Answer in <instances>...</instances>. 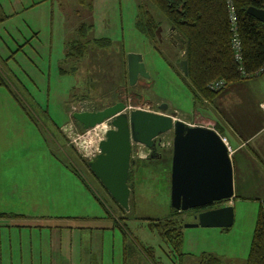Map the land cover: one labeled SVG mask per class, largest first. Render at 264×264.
Segmentation results:
<instances>
[{
    "label": "rangeland",
    "instance_id": "1",
    "mask_svg": "<svg viewBox=\"0 0 264 264\" xmlns=\"http://www.w3.org/2000/svg\"><path fill=\"white\" fill-rule=\"evenodd\" d=\"M0 5V227L44 228V244L51 241V229L60 230L64 243L80 245L76 264H206L212 257L245 264L264 204L262 167L237 164L241 173L233 181V197L216 205L233 208L229 228H186L195 212L171 213L164 178L171 131L161 135L167 161L134 153L128 212L88 168L98 153L94 142L103 138L100 128L111 125L105 121L85 130L72 114L101 110L121 89L128 111L162 113L189 126L212 123L200 107L192 112L196 97L176 68L183 49L169 42L170 26L161 14L147 0H0ZM145 12L161 23L159 43L136 28ZM129 53L142 55L147 85H127ZM71 132H88L89 149L81 150ZM173 228L182 233L178 248L159 233ZM37 237L31 236L33 243H39Z\"/></svg>",
    "mask_w": 264,
    "mask_h": 264
},
{
    "label": "water",
    "instance_id": "2",
    "mask_svg": "<svg viewBox=\"0 0 264 264\" xmlns=\"http://www.w3.org/2000/svg\"><path fill=\"white\" fill-rule=\"evenodd\" d=\"M247 13L264 23V8L249 7ZM161 28L156 35L160 40ZM176 39L182 42L179 35ZM176 40V41H177ZM178 68L187 76V52L184 51ZM128 83L133 86L138 76L148 78L142 55L127 54ZM166 110L167 106L159 107ZM72 117L83 129H91L110 120L111 128L99 141L98 153L87 165L111 198L125 211H129L131 194L128 175L131 169L132 144H141L155 150V139L173 131L172 166L169 173L170 209L184 212L230 200L234 195L233 165L221 136L213 129L189 126L172 116L135 109L126 112L122 102L101 110L75 112ZM234 213L230 205L200 211L195 222L186 228H229Z\"/></svg>",
    "mask_w": 264,
    "mask_h": 264
},
{
    "label": "trees",
    "instance_id": "3",
    "mask_svg": "<svg viewBox=\"0 0 264 264\" xmlns=\"http://www.w3.org/2000/svg\"><path fill=\"white\" fill-rule=\"evenodd\" d=\"M85 4L86 0H76ZM167 21L170 28L182 39L177 40L183 52H187V76L182 80L190 86L194 97V109L201 108L202 101L211 102L225 87L250 78L248 75L264 67V23L247 13L249 7L264 8V0H147ZM235 16V33L240 42L241 62L235 61L232 41L234 34L230 22V13ZM136 21V28L147 39L156 38L160 22L147 16L146 12ZM3 20L0 5V22ZM83 49V50H82ZM80 55L86 51L81 46ZM74 54V51H72ZM69 53L67 57H71ZM69 59V58H68ZM242 66L244 75L239 72ZM223 81L224 87L218 91L209 88L210 83ZM99 109V108H97ZM77 124H79L77 122ZM82 127V126H81ZM80 127V128H81ZM132 169V168H131ZM130 169L128 175L132 176ZM103 187V186H102ZM130 187V186H129ZM104 188V187H103ZM206 207L192 209L202 211ZM189 210V211H192ZM173 215L180 212H174ZM175 234H174V233ZM163 238L180 247L182 233L180 229L159 230ZM172 233L174 240H172ZM206 264H223L218 258H209ZM245 264H264V204L260 208L253 231L251 244Z\"/></svg>",
    "mask_w": 264,
    "mask_h": 264
},
{
    "label": "crops",
    "instance_id": "4",
    "mask_svg": "<svg viewBox=\"0 0 264 264\" xmlns=\"http://www.w3.org/2000/svg\"><path fill=\"white\" fill-rule=\"evenodd\" d=\"M264 70L222 89L211 102L202 101L201 109L211 119L207 127L217 132L231 148L234 185L241 173L237 164L262 167L264 171ZM194 108L193 111L194 112ZM239 157L240 162L236 160ZM38 235L33 243L31 236ZM44 228L0 227V264H76L80 245L63 242L62 231L51 229V241L44 244ZM27 236H29L27 238ZM67 241V238L65 239ZM126 251L124 250L125 254ZM128 256V255H127ZM155 264L154 262H152ZM80 264V260H78Z\"/></svg>",
    "mask_w": 264,
    "mask_h": 264
},
{
    "label": "built area",
    "instance_id": "5",
    "mask_svg": "<svg viewBox=\"0 0 264 264\" xmlns=\"http://www.w3.org/2000/svg\"><path fill=\"white\" fill-rule=\"evenodd\" d=\"M235 16H234V14L231 12L230 13V22H231V25H232V31H233V34H234V38H233V41H232V48H233V50H234V57H235V61L236 62H238V63H240L241 62V53H240V42H239V40H238V38H237V35H236V33H235V30H236V28H235ZM239 72L242 74V75H244L245 73H244V70H243V67L242 66H240L239 67ZM263 70H264V67H262V68H260V69H258V70H256L255 72H253V73H251L250 75H248L249 77H256V76H259L262 72H263ZM224 87V82L223 81H215V82H212V83H210V85H209V88L211 89V90H213V91H218V90H220V89H222ZM260 107H261V109H262V111L264 112V101H262V103L260 104ZM142 110H144V109H142ZM147 111V110H146ZM175 119V118H174ZM108 122H110V120H107ZM105 123L103 122V124H101V125H104ZM110 124V123H109ZM100 125V124H99ZM209 128V127H208ZM92 129H96L95 127L94 128H92ZM107 129H109V128H107ZM107 129H105L104 128V130H101L102 131V133H103V138H104V132L107 130ZM72 133V132H71ZM71 138H72V140H74V142H75V144L81 149V150H88L89 149V147L91 146V143H92V141H91V138L90 139H88L89 138V136H88V132L87 133H75V132H73L72 134H71ZM103 138H97V142L95 141L94 143H95V151H94V153L97 151H99L98 150V144H99V141L101 140V139H103ZM88 139V140H87ZM225 142V141H224ZM226 144V143H225ZM227 145V144H226ZM136 152H134L135 153V156L138 158V159H144V158H146V156H147V152L145 151V149H143L144 147H143V145H141V144H136ZM227 148H228V151H229V154H231V148L227 145ZM97 154V153H96Z\"/></svg>",
    "mask_w": 264,
    "mask_h": 264
},
{
    "label": "flooded vegetation",
    "instance_id": "6",
    "mask_svg": "<svg viewBox=\"0 0 264 264\" xmlns=\"http://www.w3.org/2000/svg\"><path fill=\"white\" fill-rule=\"evenodd\" d=\"M156 38H157V42L159 43V41L161 42L162 40H161V37H160V40L158 39V37H157V35H156ZM168 40H169V42L172 44H174V43H176V44H178V42L176 41V39H175V33H174V31L171 29V28H169V32H168ZM126 58V75H127V56L125 57ZM177 65V64H176ZM176 68H178V66H176ZM179 69V68H178ZM180 70V69H179ZM126 83H127V85H129V83H128V75H127V79H126ZM137 84H144V85H147V83H146V79H143L142 77H140V76H138V78H137V81H136V83L134 84V85H137ZM133 85V86H134ZM130 86V85H129ZM122 90V89H121ZM121 90L118 92L119 93V95H117L118 96V98H117V100L116 101H114L113 103H111V104H107V105H105V107H103V108H106V107H108V106H112V105H114V104H116V103H119V102H122L124 105H125V107H126V112H129L128 111V108L129 107H127L126 106V104L123 102L124 101V98H123V96L122 97H120L119 98V96H120V94H121ZM158 108L157 109H160L159 107H160V104H158V106H157ZM102 108V109H103ZM137 109H139V108H137ZM93 110H96V111H98V110H100V109H97L96 107H94V109ZM92 110V111H93ZM135 110V109H134ZM161 110V109H160ZM130 111H132V110H130ZM110 123V125H111V122H109ZM80 125V124H79ZM81 126V125H80ZM171 133H172V137H171V140H170V142H169V146H170V149H171V154H170V156H171V163H170V167H169V171H168V175H167V172L165 173V175H167V176H165L164 178H165V180L167 181L166 183H170V177H169V173H170V171H171V166H172V153H173V131H171ZM144 148L143 149H145V151L147 152V156H146V158L145 159H147V161H158V160H163V161H167V159H166V157H165V155H164V152H163V148L165 147L163 144H162V138H161V136H159V137H157L156 139H155V150H150V149H148V148H146L145 146H143ZM137 148H136V143H133L132 144V153H131V168L132 167H134L135 165H136V161H135V159H134V152H135V150H136ZM219 202H215V203H213L212 205H210L209 207H206V209H204V210H202V211H205V210H208V209H212V208H218L216 205L218 204ZM192 211H194V210H192ZM200 211H198V212H195V215L197 214V213H199ZM194 215V216H195Z\"/></svg>",
    "mask_w": 264,
    "mask_h": 264
},
{
    "label": "bare ground",
    "instance_id": "7",
    "mask_svg": "<svg viewBox=\"0 0 264 264\" xmlns=\"http://www.w3.org/2000/svg\"><path fill=\"white\" fill-rule=\"evenodd\" d=\"M102 124H103V123H102ZM100 125H101V124H100ZM97 126H99V125H97ZM97 126H96V127H97ZM96 127H95V128H96ZM104 128H105V126L101 127L100 129H101V130H104ZM131 153H132V152H131Z\"/></svg>",
    "mask_w": 264,
    "mask_h": 264
}]
</instances>
